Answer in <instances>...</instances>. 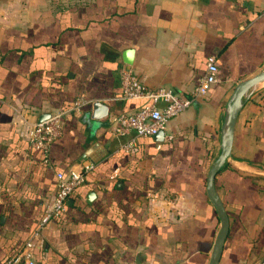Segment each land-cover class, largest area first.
<instances>
[{
    "label": "crops",
    "instance_id": "1",
    "mask_svg": "<svg viewBox=\"0 0 264 264\" xmlns=\"http://www.w3.org/2000/svg\"><path fill=\"white\" fill-rule=\"evenodd\" d=\"M210 55L217 81L162 140L112 131L113 115L147 102L122 95V69L189 95ZM262 69L264 0H0V264L36 229L56 173L85 162L93 169L34 240L35 264H207L220 227L207 171L235 84ZM79 97L89 103L69 111ZM94 100L108 117H91ZM57 109L46 161L28 130ZM214 181L229 216L218 264H264V80L243 95Z\"/></svg>",
    "mask_w": 264,
    "mask_h": 264
},
{
    "label": "built area",
    "instance_id": "2",
    "mask_svg": "<svg viewBox=\"0 0 264 264\" xmlns=\"http://www.w3.org/2000/svg\"><path fill=\"white\" fill-rule=\"evenodd\" d=\"M217 79V65L213 55L207 58L206 69L189 95H182L169 87L149 89L139 75L128 66L121 71L122 95L126 98H144L147 99V102L135 111L113 115L110 120L111 129L115 134L133 131L135 136L153 135L160 129H164L171 117L186 109L194 100L205 96ZM87 103L89 100L79 97L68 110H80ZM66 112L67 110L64 109L51 111L49 117L30 125L28 130L30 143L43 151L46 161H48L51 143L61 133L63 117ZM135 144L133 136L122 145V148L130 150L135 147ZM92 169L93 163L85 162L65 172L58 171L56 173V191L41 214L36 229L33 230L31 237L25 241L22 248L14 255L9 256L2 264H35L34 240L38 236L39 230L45 226L49 219L60 215L65 208L68 196L77 186L83 184L87 173ZM152 264L174 263L155 261Z\"/></svg>",
    "mask_w": 264,
    "mask_h": 264
},
{
    "label": "water",
    "instance_id": "3",
    "mask_svg": "<svg viewBox=\"0 0 264 264\" xmlns=\"http://www.w3.org/2000/svg\"><path fill=\"white\" fill-rule=\"evenodd\" d=\"M263 80L264 69L248 78L242 79L235 84L227 101L225 114V131L222 136L220 150L215 159L211 162L206 175L207 195L210 201L214 204L220 220V227L207 264H218L229 229V216L227 211L225 210L224 203L217 194L214 181L215 175L224 164L226 158L231 153L235 122L242 104L243 95L250 87ZM49 115L50 113L48 112L41 113L39 116V121L44 120L45 118L49 117ZM108 115L109 106L106 103L101 100H94L91 102L92 118L101 120L108 117ZM163 136V129H160L155 134H153V137L157 140H162Z\"/></svg>",
    "mask_w": 264,
    "mask_h": 264
},
{
    "label": "rangeland",
    "instance_id": "4",
    "mask_svg": "<svg viewBox=\"0 0 264 264\" xmlns=\"http://www.w3.org/2000/svg\"><path fill=\"white\" fill-rule=\"evenodd\" d=\"M259 85V84H258Z\"/></svg>",
    "mask_w": 264,
    "mask_h": 264
},
{
    "label": "trees",
    "instance_id": "5",
    "mask_svg": "<svg viewBox=\"0 0 264 264\" xmlns=\"http://www.w3.org/2000/svg\"><path fill=\"white\" fill-rule=\"evenodd\" d=\"M17 253V252H16Z\"/></svg>",
    "mask_w": 264,
    "mask_h": 264
}]
</instances>
